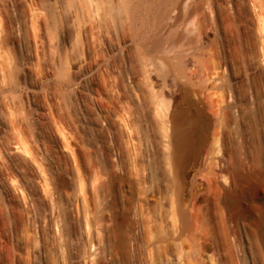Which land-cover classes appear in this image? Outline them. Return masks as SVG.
<instances>
[{
    "label": "rangeland",
    "instance_id": "rangeland-1",
    "mask_svg": "<svg viewBox=\"0 0 264 264\" xmlns=\"http://www.w3.org/2000/svg\"><path fill=\"white\" fill-rule=\"evenodd\" d=\"M178 4L0 0V264H264L263 186L223 203L264 163V0ZM187 90L220 146L180 187Z\"/></svg>",
    "mask_w": 264,
    "mask_h": 264
},
{
    "label": "bare ground",
    "instance_id": "bare-ground-1",
    "mask_svg": "<svg viewBox=\"0 0 264 264\" xmlns=\"http://www.w3.org/2000/svg\"><path fill=\"white\" fill-rule=\"evenodd\" d=\"M147 1L148 0H122V7L117 8L112 6L110 11L139 13L145 8V3H147ZM185 1L186 0H179L178 8L180 10H182V5ZM191 8L192 7H190V9ZM191 12H196L195 8H192ZM155 38L153 39L155 40ZM185 96L187 102L186 108L173 106V101L168 100L163 96V101L160 100L162 101V103L160 102V105L162 106V114L160 115H162V119L164 120V133L167 140V157L170 163L169 165H171V169L175 175V179L180 187L184 184V175L186 171L192 166L198 164L207 142L211 140V148L213 149L216 146H220L218 136H214L212 139L210 138L212 120L205 114L202 107L193 100L188 90L186 91ZM237 172L239 173L233 186L230 185L228 179L225 180V196L223 198V203L229 212L236 211L232 214L233 218L248 217V214L239 211V209H235L242 198L246 195L248 196L256 186H263L264 189V163L259 170L248 171L241 169V171H239L238 169ZM262 218L263 216L260 214L257 221L260 223Z\"/></svg>",
    "mask_w": 264,
    "mask_h": 264
}]
</instances>
